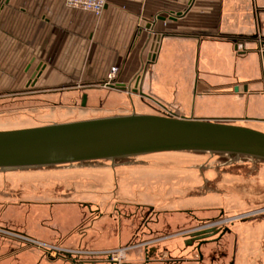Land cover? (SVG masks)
Here are the masks:
<instances>
[{"label": "crops", "instance_id": "crops-1", "mask_svg": "<svg viewBox=\"0 0 264 264\" xmlns=\"http://www.w3.org/2000/svg\"><path fill=\"white\" fill-rule=\"evenodd\" d=\"M259 35L264 0H108L100 15L65 0H0V109L86 95L89 106L129 99L264 131ZM260 177L264 195V165ZM41 186L9 203L11 222L1 220L9 209H0V264H111L108 251L132 244L140 245L126 264H217L221 244L234 233L237 247L254 226L248 220L229 228L220 243L203 247L202 259L187 237L216 209L204 199L175 209L128 200L109 206L89 191ZM18 219L26 223L16 226Z\"/></svg>", "mask_w": 264, "mask_h": 264}, {"label": "rangeland", "instance_id": "rangeland-1", "mask_svg": "<svg viewBox=\"0 0 264 264\" xmlns=\"http://www.w3.org/2000/svg\"><path fill=\"white\" fill-rule=\"evenodd\" d=\"M7 104L10 106L5 111L0 109V130L133 112L159 115L163 112L160 107L152 108L149 104L129 99L99 102L92 106H82V102L76 101L38 102L32 99L23 103ZM262 165L264 160L242 155L162 152L115 162L93 161L36 168L0 169V209H9L5 210L7 214L4 213L7 220L3 217L1 220L11 222L14 207L10 208L9 203H18L21 200L22 189L45 188L41 185H46L52 190L89 191L88 195H99L92 200L104 202L109 206L118 200H128L155 203L162 209H175L200 206L202 202L199 200L204 199L205 205H215L216 209L206 208V215L212 217L199 221L195 230L210 223L232 228L250 220L254 225L251 229H244L237 247L234 233L228 242L221 244L224 245L220 250V263L234 259V264H264V242L258 222L262 212L257 211L264 208V195L260 184ZM42 175L45 177H40ZM22 220L18 219L13 223L20 226L26 223ZM251 232H254V237L247 239Z\"/></svg>", "mask_w": 264, "mask_h": 264}, {"label": "water", "instance_id": "water-1", "mask_svg": "<svg viewBox=\"0 0 264 264\" xmlns=\"http://www.w3.org/2000/svg\"><path fill=\"white\" fill-rule=\"evenodd\" d=\"M162 152L234 154L264 160V131L178 112L174 116L133 112L0 130V169L115 162ZM218 231L207 228L190 233L194 239H204Z\"/></svg>", "mask_w": 264, "mask_h": 264}, {"label": "built area", "instance_id": "built-area-1", "mask_svg": "<svg viewBox=\"0 0 264 264\" xmlns=\"http://www.w3.org/2000/svg\"><path fill=\"white\" fill-rule=\"evenodd\" d=\"M65 3L68 7L81 9L84 11L92 12L95 15H100L104 11L106 5L108 4V0H65ZM256 40H257V51L259 52L261 57H263L264 37L259 35ZM162 111L164 112V115L174 116V112L168 110L166 107H164ZM215 224H219V223H215ZM126 250H127L126 247H120L119 249L110 250L106 254L112 262L120 264L126 253ZM56 252H58L57 248L52 247L50 249V253H56Z\"/></svg>", "mask_w": 264, "mask_h": 264}, {"label": "flooded vegetation", "instance_id": "flooded-vegetation-1", "mask_svg": "<svg viewBox=\"0 0 264 264\" xmlns=\"http://www.w3.org/2000/svg\"><path fill=\"white\" fill-rule=\"evenodd\" d=\"M207 228H214L216 230H219L218 232L214 233L213 235L207 237V238H204V239H194V237L191 236V233L189 232L188 234V237H187V243L190 245V246H194L195 249L198 251L199 253V257L200 258H204V254H203V247L208 245V244H211V243H220L221 239L223 238L224 234L229 230V227H222L221 225L219 224H208V225H202L201 227H199V229H207ZM226 229L225 233H224V230ZM140 244H132V245H127V246H124L127 248L126 250V253L121 261L120 264H126L127 263V259H128V253L136 248L137 246H139ZM148 252L149 254L152 253V250L154 249V246L153 245H148ZM106 259L109 263L111 264H117V263H114L112 262L108 256H106ZM217 264H220V263H217ZM224 264H233V263H224Z\"/></svg>", "mask_w": 264, "mask_h": 264}]
</instances>
